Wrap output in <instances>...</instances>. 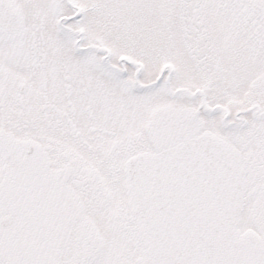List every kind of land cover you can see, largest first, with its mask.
Wrapping results in <instances>:
<instances>
[{
  "label": "snow or ice",
  "instance_id": "obj_1",
  "mask_svg": "<svg viewBox=\"0 0 264 264\" xmlns=\"http://www.w3.org/2000/svg\"><path fill=\"white\" fill-rule=\"evenodd\" d=\"M0 264H264V0H0Z\"/></svg>",
  "mask_w": 264,
  "mask_h": 264
}]
</instances>
